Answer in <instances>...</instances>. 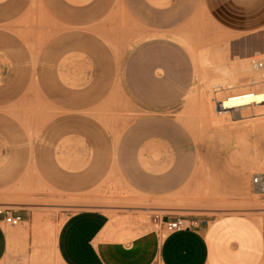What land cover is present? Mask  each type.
<instances>
[{
	"label": "rangeland",
	"instance_id": "374dc122",
	"mask_svg": "<svg viewBox=\"0 0 264 264\" xmlns=\"http://www.w3.org/2000/svg\"><path fill=\"white\" fill-rule=\"evenodd\" d=\"M261 46L264 0H0V207L26 219L5 226L26 238L17 264H59L60 226L88 209L243 215L264 234V116L217 126L201 107L204 70L213 83Z\"/></svg>",
	"mask_w": 264,
	"mask_h": 264
},
{
	"label": "crops",
	"instance_id": "0c3cea01",
	"mask_svg": "<svg viewBox=\"0 0 264 264\" xmlns=\"http://www.w3.org/2000/svg\"><path fill=\"white\" fill-rule=\"evenodd\" d=\"M26 130L33 135V129ZM57 156L60 157L58 153ZM143 165L148 168L146 162ZM157 217L162 221L175 218H146L126 211L114 215L91 209L73 213L55 238L58 263L260 264L264 257V234L243 215H229L212 224L206 219H191L196 222L195 227L173 233L161 227ZM5 226L0 223V264H17L13 249L23 245L26 238ZM27 239L32 241L31 233Z\"/></svg>",
	"mask_w": 264,
	"mask_h": 264
},
{
	"label": "bare ground",
	"instance_id": "6f19581e",
	"mask_svg": "<svg viewBox=\"0 0 264 264\" xmlns=\"http://www.w3.org/2000/svg\"><path fill=\"white\" fill-rule=\"evenodd\" d=\"M254 48L252 49L253 51L245 50L246 52H243L240 56H238L235 62H232L233 64L231 66L222 64L220 62L221 59L219 58L220 64L216 67H213V69L215 76L222 78L215 80L213 83L210 80L212 78L214 79V77L205 74L204 72L206 70H204V75L202 76V79H204L205 82L204 93L206 87L213 89V87L217 84L229 85L233 88L231 91L225 93L223 98H221L225 109V111L222 113L215 112L213 98L211 99V97H207L209 92L207 95H204V100L201 107L207 119L213 124L217 126H224V123L227 124L226 122H247L246 120L259 119L260 117L264 116V100L259 99V97L264 96V91L261 90L260 86H258V88L255 87V85L258 84V75L253 71L251 64L253 59H264V47L261 46V48H258L257 50H254ZM207 59L208 58H206V62L203 61L205 64L208 63ZM235 63H240V71L236 72L234 71V68H232ZM197 68L199 67L197 66ZM234 76L236 77L234 78ZM249 112L252 114L250 113L251 115H248L247 113Z\"/></svg>",
	"mask_w": 264,
	"mask_h": 264
},
{
	"label": "built area",
	"instance_id": "2783aa9c",
	"mask_svg": "<svg viewBox=\"0 0 264 264\" xmlns=\"http://www.w3.org/2000/svg\"><path fill=\"white\" fill-rule=\"evenodd\" d=\"M252 69L258 75V85L261 90L264 91V59L257 58L252 61ZM233 88L229 85L217 84L213 87L212 91L214 94V108L216 113H222L225 111L221 98L223 95ZM252 188L259 194L264 195V174L258 173L254 175L252 179ZM158 224L164 227L167 232L173 233L183 230H188L196 226V222L184 217H175L167 221H162L161 218L157 217ZM24 222L23 216L19 213L14 212L9 207H0V223L11 227L20 226Z\"/></svg>",
	"mask_w": 264,
	"mask_h": 264
},
{
	"label": "snow or ice",
	"instance_id": "6c2138e0",
	"mask_svg": "<svg viewBox=\"0 0 264 264\" xmlns=\"http://www.w3.org/2000/svg\"><path fill=\"white\" fill-rule=\"evenodd\" d=\"M259 99L264 100V96L259 97Z\"/></svg>",
	"mask_w": 264,
	"mask_h": 264
}]
</instances>
